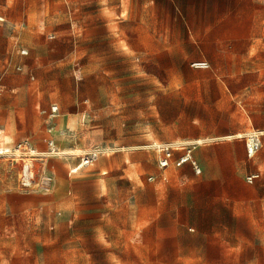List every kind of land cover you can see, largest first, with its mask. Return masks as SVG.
<instances>
[{"label": "rangeland", "instance_id": "rangeland-1", "mask_svg": "<svg viewBox=\"0 0 264 264\" xmlns=\"http://www.w3.org/2000/svg\"><path fill=\"white\" fill-rule=\"evenodd\" d=\"M253 128L264 0H0V148L27 140L52 176L24 186L0 155V264H264ZM152 141L199 171L160 169Z\"/></svg>", "mask_w": 264, "mask_h": 264}, {"label": "built area", "instance_id": "built-area-1", "mask_svg": "<svg viewBox=\"0 0 264 264\" xmlns=\"http://www.w3.org/2000/svg\"><path fill=\"white\" fill-rule=\"evenodd\" d=\"M205 64L203 62H195L194 66L201 67ZM264 137V128H253L245 135V149L246 154L248 156L254 155L259 148L262 146V138ZM147 147L154 149L158 153L157 164L159 168L164 169L169 166L179 167L182 166L186 162H190L192 166L199 171V168L192 158L190 149L187 148L183 152H179V154L175 155V151L180 150V145H175L172 143L166 142H157L152 141L147 144ZM33 152L32 148L27 140H21L17 142L12 150H8L7 148H0V155L10 154V164L12 165L13 161H16V156H20L21 153L27 154ZM48 154H57V150L55 147H51V142H49L48 146ZM101 153V148L98 146H94L89 150L83 152L79 156L78 163L74 166L73 170H76L81 166H88L93 164L99 157ZM15 156V157H13ZM22 163L21 167L17 171V179L20 184L24 186H28L31 184L36 185L42 190H48L52 183V176L46 171L42 170L35 176L34 170L32 169L31 162L28 161L29 156H25L22 158L20 156ZM163 177V175H162ZM259 177V172H252L246 176V180L248 182H252L254 179ZM148 179H152V175L148 176Z\"/></svg>", "mask_w": 264, "mask_h": 264}, {"label": "crops", "instance_id": "crops-1", "mask_svg": "<svg viewBox=\"0 0 264 264\" xmlns=\"http://www.w3.org/2000/svg\"><path fill=\"white\" fill-rule=\"evenodd\" d=\"M246 150V149H245ZM247 155V154H246ZM248 156V155H247ZM170 167V166H169ZM173 167V166H172ZM168 168V167H167ZM161 169V168H160ZM166 168L162 169V170H165ZM160 175H163L164 174H160ZM259 176H260V173H259ZM236 191H233V193H235ZM239 199H237L236 197H234V195H228V200H234V201H237V200H242L244 202L247 201L248 198H246V196L242 195V194H239L238 195ZM248 202V201H247ZM254 205L256 208H258L257 212L260 213L261 212V208H263L264 206V197H258L256 199H254ZM249 221V220H248Z\"/></svg>", "mask_w": 264, "mask_h": 264}, {"label": "bare ground", "instance_id": "bare-ground-1", "mask_svg": "<svg viewBox=\"0 0 264 264\" xmlns=\"http://www.w3.org/2000/svg\"><path fill=\"white\" fill-rule=\"evenodd\" d=\"M238 135H241V134H238ZM174 144V143H173ZM65 153H68V151H64Z\"/></svg>", "mask_w": 264, "mask_h": 264}]
</instances>
